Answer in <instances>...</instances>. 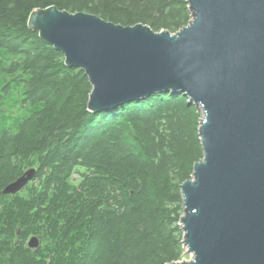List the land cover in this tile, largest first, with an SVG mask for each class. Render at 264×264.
Instances as JSON below:
<instances>
[{"label": "trees", "instance_id": "16d2710c", "mask_svg": "<svg viewBox=\"0 0 264 264\" xmlns=\"http://www.w3.org/2000/svg\"><path fill=\"white\" fill-rule=\"evenodd\" d=\"M47 6L155 31L191 18L187 0H0V264L181 260L180 184L203 156L201 113L171 91L90 111L85 72L27 25ZM30 167L33 180L2 193Z\"/></svg>", "mask_w": 264, "mask_h": 264}, {"label": "water", "instance_id": "95a60500", "mask_svg": "<svg viewBox=\"0 0 264 264\" xmlns=\"http://www.w3.org/2000/svg\"><path fill=\"white\" fill-rule=\"evenodd\" d=\"M187 4L191 18L175 32L56 6L33 9L27 25L85 72L90 111L171 91L201 113L203 156L180 184L189 258L165 264H264V0ZM35 175L26 169L2 193L16 195Z\"/></svg>", "mask_w": 264, "mask_h": 264}, {"label": "rangeland", "instance_id": "374dc122", "mask_svg": "<svg viewBox=\"0 0 264 264\" xmlns=\"http://www.w3.org/2000/svg\"><path fill=\"white\" fill-rule=\"evenodd\" d=\"M74 177L76 178V177H78V175L75 174ZM183 258L188 259L189 258V255L186 254L185 252H183Z\"/></svg>", "mask_w": 264, "mask_h": 264}]
</instances>
